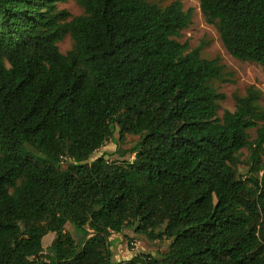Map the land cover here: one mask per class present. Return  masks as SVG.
Listing matches in <instances>:
<instances>
[{
    "label": "trees",
    "instance_id": "1",
    "mask_svg": "<svg viewBox=\"0 0 264 264\" xmlns=\"http://www.w3.org/2000/svg\"><path fill=\"white\" fill-rule=\"evenodd\" d=\"M67 1L0 0V264H115L126 228L171 243L116 264H264L262 90L219 116L213 82L234 72L178 40L180 0ZM199 1L233 57L264 65V0ZM116 131L140 135L134 158H93Z\"/></svg>",
    "mask_w": 264,
    "mask_h": 264
},
{
    "label": "rangeland",
    "instance_id": "2",
    "mask_svg": "<svg viewBox=\"0 0 264 264\" xmlns=\"http://www.w3.org/2000/svg\"><path fill=\"white\" fill-rule=\"evenodd\" d=\"M175 0H152L161 6H166ZM183 3L184 9L193 8L192 22L190 26L182 31L181 37L178 40L181 43L188 42L189 49L202 45V56L205 58H213L219 55L222 62L225 64L227 71L234 72V81L222 82L214 81L213 86L226 95V98L220 101L218 109L219 116H222L226 109H235L234 93L244 94L245 90L250 85H255L262 90L264 94V65L254 61H243L233 57L224 47L219 31L216 25L206 22L201 9L199 0H180ZM60 8H66L75 16L83 13V7L75 0H68L60 3ZM73 39L70 35H66L63 40L58 43L61 52L66 53L72 48ZM264 106V98L260 101ZM252 139L255 137V130H251ZM140 140V135L126 134L120 138L118 131L115 132L113 139L108 140L102 147L97 149L93 154V158L104 155L109 160H132L135 154L129 151ZM249 151L244 149L245 158ZM65 167L68 159H63ZM243 168V165L242 167ZM66 229L76 235L71 224L66 225ZM55 233H49L44 237L43 245L47 250L55 238ZM112 239V261L117 262L130 259L136 253H146L153 256H161L167 252L171 243L168 239H149L145 235L138 234L130 228H126L121 233H113ZM136 243V245L134 244Z\"/></svg>",
    "mask_w": 264,
    "mask_h": 264
},
{
    "label": "built area",
    "instance_id": "3",
    "mask_svg": "<svg viewBox=\"0 0 264 264\" xmlns=\"http://www.w3.org/2000/svg\"><path fill=\"white\" fill-rule=\"evenodd\" d=\"M65 159V158H64ZM136 245V243H134Z\"/></svg>",
    "mask_w": 264,
    "mask_h": 264
}]
</instances>
